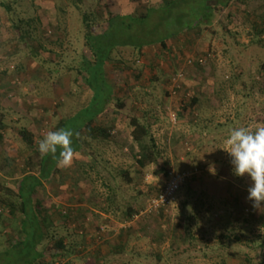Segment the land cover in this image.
I'll use <instances>...</instances> for the list:
<instances>
[{"label": "rangeland", "instance_id": "374dc122", "mask_svg": "<svg viewBox=\"0 0 264 264\" xmlns=\"http://www.w3.org/2000/svg\"><path fill=\"white\" fill-rule=\"evenodd\" d=\"M2 1L11 3L19 16L31 11L44 21V35L31 42L32 47L42 44L41 55L37 56L23 43L10 41L7 12L0 6V112H4L8 124L7 129L0 128V181L15 187L25 174L28 150L38 148V141L48 131H56L60 119L76 107L85 106L90 91L72 85L71 74H63V66L80 56L83 48L82 19L69 5L71 0H23L24 5L14 0ZM168 2L82 1L83 9L95 10L103 17L112 14L136 17L149 7L156 8L158 13L143 24L144 35L147 38L148 34L157 33L168 37L166 47L158 43L146 45L137 57L132 52L133 44L118 47L122 48L120 55L119 49L115 51V56L123 58L128 66L127 85L116 89L127 99L128 107L123 114L110 109L99 118V123L113 126L112 134L119 136L124 146L115 150L113 144L112 148L106 145L102 149L107 152L104 156L120 158L118 163L109 161V168L102 156L100 169H129L133 181L113 179L116 171H101L97 175L90 170L87 175L86 163L92 160L91 156L84 155L82 161L72 155L69 166L60 167V172L38 188L34 199L40 200L41 206L27 223H23L22 215H12L0 203V264H29L37 261L40 252L43 256L39 262L44 264H127L121 258L104 263L98 257L99 253H110L123 243L127 256L134 254L144 264H264V219L258 220L263 214L262 205L254 206L248 199V181L237 188L230 172L223 173L227 166L232 168L230 156L223 148L230 128L235 126L228 122L238 120L236 110L241 100L246 106L241 109L242 124L238 126L252 129L264 126L257 119L258 114H264V95L260 90L264 78L257 71L264 61V35L263 42H258L253 41L254 35L250 33L252 26L261 22L264 0H207L212 11H207L205 0ZM58 5L66 11H59ZM58 16L65 23L60 31ZM121 34L132 43L138 39L137 31L129 38L119 26L116 35ZM43 60H47V67ZM17 65L22 68L15 73ZM49 67L60 71L48 75ZM246 70H250L249 76H244L247 88L242 84L238 88L250 90L257 101L243 98L245 93L212 97L214 78L228 81L231 72ZM195 94L203 109L194 108L180 119L183 103ZM129 113L146 115L161 152L158 162L143 172L135 165V151L139 148L129 136ZM221 123L225 126L218 127ZM24 128L32 135V147L24 138ZM194 169L198 172L185 182L170 205L157 212H146L149 199L165 185L166 170ZM111 185L121 188L120 215L127 204L138 208L131 221L121 222L103 210ZM223 198L237 205L231 216L223 209ZM95 199L97 205H93ZM195 204L198 205L193 219L194 243L182 251L178 247L183 243L180 234L186 223L184 211ZM123 229L131 231L121 239L119 233ZM60 237L67 238L68 246L71 245L73 251L69 255L60 248L50 251L48 245Z\"/></svg>", "mask_w": 264, "mask_h": 264}, {"label": "trees", "instance_id": "16d2710c", "mask_svg": "<svg viewBox=\"0 0 264 264\" xmlns=\"http://www.w3.org/2000/svg\"><path fill=\"white\" fill-rule=\"evenodd\" d=\"M82 1L83 0H71L69 1V5L76 9L81 15L83 24V48L80 53L78 52L80 56L74 57L71 61L63 66V74H71V84L79 86L82 90L90 91V97L85 103V106L81 105L79 107H76L75 110H71L72 112H70L66 118L60 119L57 124L56 130L64 128L71 129L74 132V135L72 137L73 153H87V155L96 158V160L98 158H102L103 156L102 159L104 162V154H107V152L102 149L105 148L106 145L108 146V148H112L113 144L116 147L115 150L123 148L124 145L119 136H115V134H112L113 131L111 128H113V126H111L110 124L100 125L99 118L110 109L123 114L128 107L127 99L123 95H120L116 90L118 87L127 85L125 69H127L128 66L123 58L115 56V51L119 49L118 47H126L127 45L129 46L130 44H133L132 52L134 53L135 57H137L138 55L142 54L143 48L146 45L158 43L162 47H166L168 37H165L162 34L158 36L156 35L157 33H150L148 34L150 36H148L147 38L144 35L143 31L145 30V28L143 24L148 21L150 16L158 13V9L156 8L149 7L146 13L138 15L136 17L132 15L113 14L108 17H103L99 15L95 10L83 9L81 5ZM168 1V3H172V1L175 0ZM14 2H20L21 4H23V0H14ZM205 3L207 11H212L213 7L208 4L207 0H205ZM31 4L33 5L34 2ZM0 6L4 7L7 12L9 23L8 30L12 35L10 41L23 43L26 48H31L37 56H40L41 54L39 50L40 48H42V44H40L39 47H32V41L40 40L44 35V21L41 16L32 14L30 13L31 11H28L29 13L26 12V15L19 16L13 11L11 3L2 0H0ZM35 8L37 9L39 8V6L36 5ZM57 9L63 13L66 11V9L60 5L57 6ZM259 18L261 20L260 24L258 26H252L253 32L251 31L250 33L254 35L253 41L263 42V39L261 37L262 35H264V14H261ZM119 26H122L124 34L126 32L129 38L135 35L134 31H137V35H135V37H138V39L136 40V42L132 43L129 39L128 42V40L124 38L125 35L122 34L121 35L123 36V39L120 40V38H122L121 35H116V28ZM64 27L65 23L63 17L58 16L57 30L60 31ZM142 35L144 36V38H140ZM121 51L122 48L119 49L118 53ZM13 56L14 55H12V57ZM43 61H45L44 66L47 67V60ZM57 62H59L60 64L59 60H57ZM21 68L22 67L20 65H17L16 67H14L13 72L17 73L21 71ZM54 71L59 72L60 69H52L51 67H49L47 74L51 75ZM248 71L246 70L243 73H236L235 71L231 72V76L229 77L228 81H222L219 78H214V81L211 85L213 90L212 97L216 96V98H223L222 94L224 93L228 98V93L234 95L245 93L243 98L257 101L255 100L254 94L250 90L247 91L243 90L242 88L243 86L245 87V89L247 88L248 83L246 81L247 79H245L244 76H249L250 72ZM257 71L260 73L261 77L264 78V61L261 63V66L257 69ZM4 72L7 74L8 70H5ZM137 77H139V75H137ZM250 77L254 78V76ZM253 83L256 84V81H253ZM238 84H242V87L238 88ZM263 86L260 87V90L264 95V88L262 89ZM70 91L71 89L69 90V93L72 94V92ZM241 101L242 103L239 104V108L236 110V117L238 118V120L228 122L229 124L232 123L233 126L235 125L233 128L239 127L238 124H242L240 123L239 117L242 113L241 109L244 108L246 104L244 100ZM202 105L203 104L199 96L195 94L191 99L183 103L178 117L180 119L183 118L185 114H188L194 108L203 109ZM127 118V124L130 128L129 136L139 148L138 151H135V165L137 166V170L143 172L152 164L158 162L159 157L161 156V152L151 132L150 124L146 119V115H143L141 117L137 114L129 113L127 115ZM257 119L258 121L263 123L264 114H258ZM224 126L225 124L222 123L218 125V127ZM7 127L8 124L5 121V114L4 112H0V128L2 130H5L7 129ZM233 128H230V130ZM22 133L24 135V138H26L27 140V145L32 147V135L27 132L25 128L22 130ZM60 151L61 149L58 147L55 154L57 159L59 158ZM57 159H54L52 154L41 155L38 151V148L32 147V149L28 150V153L25 157L23 170L25 174L17 181L16 186L10 187L7 183L0 181V203H2L4 207L9 208L12 215H22L23 223H27V221H30L32 216H34L35 212L37 211L38 207L41 206V201L34 199L38 188L43 185L45 180L50 179L53 174L61 171L60 166H57ZM214 161L217 160L215 159ZM98 162L99 164L101 163L100 160ZM106 163L110 168L109 160H106ZM109 168L105 170L103 169L101 171H106L108 173L116 171L115 168ZM101 171H98L97 175H99ZM168 171L169 170L165 171L166 175L168 174ZM88 172L89 171H85V174L88 175ZM224 172H230L229 176L236 183L237 188L243 185L242 183L245 184L247 181L249 186H251V184L253 183L247 173L240 177L235 176L231 166H227L224 169L223 173ZM112 177L113 179L118 177L124 178L128 183L133 181V177L131 176V172L129 169L123 170L121 168L120 171H116L114 174H112ZM118 185H111L109 187L110 192H108L105 197L107 203L103 210L106 211V213H112L121 222H129L133 219L134 215L139 210L132 204H127L126 209L121 211V215L119 214L123 200L120 196L121 188ZM191 191L192 190L189 188V192ZM96 199L93 205H97ZM222 204L223 209L230 216L233 214V210L237 206L227 198H223ZM197 205L198 204L189 206L184 211V218L186 223L183 226V230L180 234L183 243L178 247H182V251H187L190 245L194 243L193 219L197 212ZM261 205L263 214H260L258 216V220L264 219L263 201L261 202ZM92 214L98 217L97 214ZM163 214L164 213H161V215ZM129 231L131 230H121V232L119 233V237H121V239H124L126 237V234L130 233ZM36 234H39V230L36 231ZM66 239L67 238L65 237L55 238L53 240L54 243L52 245H48L50 251H53L55 248H60L65 252V254L69 255L71 253L70 251L73 250L71 248V245L68 246V244L66 243ZM125 246L126 245L123 243L120 244V246L117 245L116 249L111 250L110 253L104 255L99 253V260L105 263L108 261H112L113 259L116 260L118 258H121L123 259L124 263L127 264H132L134 261L138 262L139 264H144L134 254H132L130 257L127 256ZM42 256L43 252H40L37 256V261H32L29 264H44V262H39V259H41ZM56 256V253H54L53 257Z\"/></svg>", "mask_w": 264, "mask_h": 264}, {"label": "clouds", "instance_id": "9594fccd", "mask_svg": "<svg viewBox=\"0 0 264 264\" xmlns=\"http://www.w3.org/2000/svg\"><path fill=\"white\" fill-rule=\"evenodd\" d=\"M71 129L61 128L56 131H48L38 141V151L41 155L52 154L56 158L57 148L61 149L57 166L67 167L71 164L73 155ZM223 148L230 156L232 171L235 176H243L246 173L252 180L248 188V199L259 206L264 201V126L254 129L240 126L230 130ZM213 172L215 169H211Z\"/></svg>", "mask_w": 264, "mask_h": 264}, {"label": "built area", "instance_id": "2783aa9c", "mask_svg": "<svg viewBox=\"0 0 264 264\" xmlns=\"http://www.w3.org/2000/svg\"><path fill=\"white\" fill-rule=\"evenodd\" d=\"M197 172V169L183 172L169 170L164 187L158 194L149 199L146 212L158 211L170 205L175 200L177 192L182 188L185 182Z\"/></svg>", "mask_w": 264, "mask_h": 264}, {"label": "crops", "instance_id": "0c3cea01", "mask_svg": "<svg viewBox=\"0 0 264 264\" xmlns=\"http://www.w3.org/2000/svg\"><path fill=\"white\" fill-rule=\"evenodd\" d=\"M87 154V153H86ZM85 153H83V152H76V153H73V157L75 158V157H78L79 156V160L81 159L82 161H83V159H82V157L84 156V155H86ZM119 156L118 157H114V156H112V157H106L105 156V161L106 160H109V161H111L112 163H115V162H119ZM91 159L92 160H87V166H88V170H89V172H98V171H101V165L99 164V158L96 160V158H94V157H91ZM101 159V158H100ZM122 159V158H121ZM101 161V160H100ZM111 163V164H112ZM98 166V167H97ZM91 170V171H90ZM196 189V188H195ZM66 243H67V241H66Z\"/></svg>", "mask_w": 264, "mask_h": 264}]
</instances>
